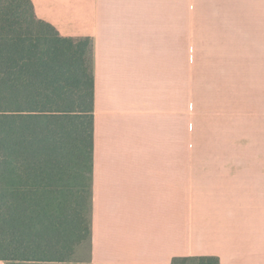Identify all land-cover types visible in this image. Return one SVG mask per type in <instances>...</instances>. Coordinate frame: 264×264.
Masks as SVG:
<instances>
[{"label": "crops", "instance_id": "0c3cea01", "mask_svg": "<svg viewBox=\"0 0 264 264\" xmlns=\"http://www.w3.org/2000/svg\"><path fill=\"white\" fill-rule=\"evenodd\" d=\"M30 1L91 43V235L63 264H264V0Z\"/></svg>", "mask_w": 264, "mask_h": 264}, {"label": "trees", "instance_id": "16d2710c", "mask_svg": "<svg viewBox=\"0 0 264 264\" xmlns=\"http://www.w3.org/2000/svg\"><path fill=\"white\" fill-rule=\"evenodd\" d=\"M94 77L89 39L30 0H0V261L63 264L91 235ZM174 264H218L185 257Z\"/></svg>", "mask_w": 264, "mask_h": 264}, {"label": "rangeland", "instance_id": "374dc122", "mask_svg": "<svg viewBox=\"0 0 264 264\" xmlns=\"http://www.w3.org/2000/svg\"><path fill=\"white\" fill-rule=\"evenodd\" d=\"M190 55L189 53V45H187V91H188V86L189 83L191 81V75L193 73L192 70V66H193V61H191V59H188V56ZM189 100H188V92H187V121L189 120V113H188V105H189ZM188 127V124H187ZM87 255V243L83 245V247L81 246L77 252H76V256L77 258H84ZM188 264V263H186Z\"/></svg>", "mask_w": 264, "mask_h": 264}]
</instances>
